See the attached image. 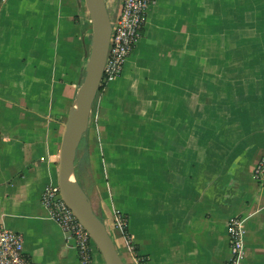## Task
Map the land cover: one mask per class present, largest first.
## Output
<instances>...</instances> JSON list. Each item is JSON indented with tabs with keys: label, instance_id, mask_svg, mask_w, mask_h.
Listing matches in <instances>:
<instances>
[{
	"label": "crops",
	"instance_id": "obj_1",
	"mask_svg": "<svg viewBox=\"0 0 264 264\" xmlns=\"http://www.w3.org/2000/svg\"><path fill=\"white\" fill-rule=\"evenodd\" d=\"M106 4L112 20L121 2ZM247 30L263 37L264 0H156L130 67L97 95L76 175L127 264L134 251L146 264H227L233 217L246 220L242 264H264V119L252 118L264 71L256 59L246 83L229 65ZM92 36L85 0H0V226L35 264H81L41 198Z\"/></svg>",
	"mask_w": 264,
	"mask_h": 264
},
{
	"label": "built area",
	"instance_id": "obj_2",
	"mask_svg": "<svg viewBox=\"0 0 264 264\" xmlns=\"http://www.w3.org/2000/svg\"><path fill=\"white\" fill-rule=\"evenodd\" d=\"M155 1L120 0V11L111 20L110 48L104 67L102 85L108 86L121 76L127 58L143 38L148 12ZM254 179L261 187H264V158L255 167ZM41 201L48 210L50 218L60 227L66 241L73 243L80 263L93 264V246L95 244L65 202L57 182L46 188ZM116 222L121 228L127 226V220L122 216H118ZM228 227L231 254L227 264H242L246 256L244 244L247 230L246 220L241 217H233ZM133 257L136 264H146L143 258H139L135 254V251ZM0 264H35L25 253L23 235L4 226H0Z\"/></svg>",
	"mask_w": 264,
	"mask_h": 264
},
{
	"label": "water",
	"instance_id": "obj_3",
	"mask_svg": "<svg viewBox=\"0 0 264 264\" xmlns=\"http://www.w3.org/2000/svg\"><path fill=\"white\" fill-rule=\"evenodd\" d=\"M85 6L92 22L91 52L86 77L63 125L57 183L62 197L91 236L105 264H126L76 175L78 150L88 132L93 105L102 86L112 32L106 0H85Z\"/></svg>",
	"mask_w": 264,
	"mask_h": 264
},
{
	"label": "rangeland",
	"instance_id": "obj_4",
	"mask_svg": "<svg viewBox=\"0 0 264 264\" xmlns=\"http://www.w3.org/2000/svg\"><path fill=\"white\" fill-rule=\"evenodd\" d=\"M147 19H148V17H147ZM258 34H257V32H255V30H247L246 34H244L245 37L243 39L238 40V37H236L237 35L234 36V39H231V42L233 43V45L231 46V49H234V52L232 53L233 55H231L233 57H231V60H230V64H229L230 68L233 71H236V70L241 71L242 70L246 75V77H245L246 80H244L246 83H248L247 80L252 81L251 79L254 78L253 72H256V69H257V66L254 65L256 59H260L259 62L261 64L259 63V66L264 71V32H263V37L259 36ZM142 39L136 44L134 52H135L136 48L140 45V42L142 41ZM235 44H236V46H235ZM138 48H137V50H138ZM134 52L126 60V63L124 66L125 72L128 70V68L131 65V61L133 59ZM223 52H224V50L222 48L216 47L214 50H211V52H209V55L213 56V53H214V55H221L222 56ZM204 69H206L208 71H215V70L219 69V66L218 65H216V66L215 65H209V66L206 65V67H204ZM257 73H259V72L257 71ZM246 83H245V85L247 87L246 86L245 87L246 88L250 87L248 89L249 92H254L258 88L255 85L251 86L250 84H246ZM254 109L257 111V115H253L252 118L254 120L255 119H264V105L262 107V104L258 103L257 105L253 106V110ZM83 144H84V139L82 140V143L79 147L78 154H79ZM153 145H158V144L155 143ZM77 158H78V155H77ZM56 178H57V176H56ZM123 182H125V180ZM124 200H125V198H124ZM93 248H94L93 249L94 257H97L100 260L101 264H105V262L102 258V255L99 252V250L97 249V247L94 245ZM122 257L124 258V260L126 262L127 257H128L126 252H122ZM126 264H127V262H126Z\"/></svg>",
	"mask_w": 264,
	"mask_h": 264
},
{
	"label": "trees",
	"instance_id": "obj_5",
	"mask_svg": "<svg viewBox=\"0 0 264 264\" xmlns=\"http://www.w3.org/2000/svg\"><path fill=\"white\" fill-rule=\"evenodd\" d=\"M106 87H107V85H106V84H103V85L101 86V88H100L99 93H100V94L103 93ZM77 180H78V178H77ZM78 182H79V181H78Z\"/></svg>",
	"mask_w": 264,
	"mask_h": 264
},
{
	"label": "bare ground",
	"instance_id": "obj_6",
	"mask_svg": "<svg viewBox=\"0 0 264 264\" xmlns=\"http://www.w3.org/2000/svg\"><path fill=\"white\" fill-rule=\"evenodd\" d=\"M84 182V181H83Z\"/></svg>",
	"mask_w": 264,
	"mask_h": 264
}]
</instances>
